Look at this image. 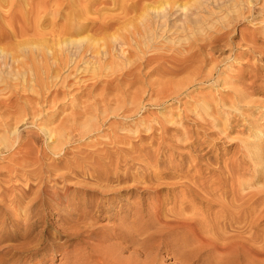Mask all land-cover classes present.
Instances as JSON below:
<instances>
[{"label":"bare ground","instance_id":"bare-ground-1","mask_svg":"<svg viewBox=\"0 0 264 264\" xmlns=\"http://www.w3.org/2000/svg\"><path fill=\"white\" fill-rule=\"evenodd\" d=\"M183 2L184 0H0V44L8 43L5 44L7 45L6 48H0V133L3 131V136H0V169L9 170L10 167L8 168L7 165H12L13 168H23L20 172H17V169L9 171L10 179L9 181L6 179L4 183L7 187L1 183V175L4 174L0 172V197L2 199L9 195L10 204L15 208H24L23 212L26 218L30 215L31 209L38 204L43 209L68 211L67 214L69 213L68 216L72 221L67 220L66 217L65 219L61 218L64 221L61 232H72L69 235L75 236L80 235L82 224L81 222V225L77 224L74 220L86 219L88 213L85 210L80 213L81 209L78 211L79 205L72 204L69 200L72 187L71 184L69 186V183L67 185V182L72 181L70 175H74L75 178L76 176L87 175L95 182L105 183L104 187L106 188L103 190L107 194H118L119 188L122 186L117 187L119 190L116 191L111 188L109 182L120 179V164L127 160V155L117 145L122 143L125 145L126 143L114 141L111 147L103 150L92 149L91 151L78 147L69 148L65 151V145L86 137L88 133L98 127L99 114H102L103 118L106 114L108 116L109 107L116 105V107L123 108L134 105V107L141 108L144 106L145 108L143 104H145L144 97L146 95L150 97V102L155 98L159 100L162 97L172 95L173 89H177L176 92H178L186 87L189 91L194 87L203 85H215L217 89L220 86L230 88L238 85L241 89L230 90V88L229 91L231 92L225 96L220 94L221 96L217 97L218 95L210 92L209 95L205 96L206 98H200L202 100L199 101V107L204 112L209 113L211 111L215 114L224 113L233 108L246 110L244 107H249L247 108L248 111L250 107H255L258 111L262 110L259 107H264V100H258L256 96L263 95L264 97V66L258 69L252 67L250 72L239 70L234 76L223 78L225 73L220 71V63L216 54L217 52L224 54L225 47L222 44H226L225 34H221V36L219 34L212 39L208 36L209 39L201 44L200 41H204V38L194 39L195 37L192 38L193 34L190 32L192 37L191 35H189L190 39L185 37L187 40L189 39L186 44H189L190 47L183 48L176 54L174 52L168 55L165 51H169V49L163 45V42L168 40L167 38L171 41L170 34L175 35L177 31L184 30L182 32L185 33V36L186 32L189 33L188 31L195 28L193 25L196 24H199L198 26L203 24V28L205 24L215 26L213 22L216 20L217 26H220L219 29H226L233 22L231 19L230 22L226 21V18L221 19L218 14L225 15L224 12L227 11H240L247 6L253 16L258 10V0H195L194 4H189L190 1L189 3ZM245 9L247 10L246 7ZM262 12H264V4L263 7L261 6L260 13L262 14ZM203 14L211 18L212 21L204 18ZM195 16H197L196 19H194ZM110 31L113 32L108 33ZM198 40L199 44H197ZM254 40L258 41L257 38ZM220 42H223L221 46L216 45ZM252 47L250 50L255 49L256 53L253 57L258 56L261 61H264V47L261 49L258 47L252 49ZM237 59H240L239 55ZM206 63L209 64L205 67ZM142 69L146 70L148 75L156 74L159 78L156 81H149L147 89L139 90L136 87L143 77L139 79V73L143 72ZM63 71L67 73L64 77ZM186 71V75L189 77L182 82L177 81V83L172 78L173 75ZM37 88L40 89L39 92ZM135 89L136 91H134ZM97 91L100 92L95 96ZM26 92L37 93L36 103L31 104L32 99L21 95V93ZM73 92L79 95H87L91 99V103L81 102L77 97L78 100L75 104V108L78 107L77 112L75 109V114L63 122L60 127L48 129L51 120L45 116L47 115L45 109H37L38 107L35 108V106L40 102L53 110L60 101L69 100ZM8 93L9 95L6 96ZM117 94L121 96L118 97ZM181 94L179 93L180 96ZM15 97H21L23 101H26L24 107H33L29 108L33 118L42 115V113H44L43 119L47 117L46 121L41 122L37 133L44 134L47 146L49 141L53 139L56 141V146L48 147L52 153L51 157L48 156L46 150L40 151V156L37 155L39 151L34 153L33 147L35 143H38L37 140H40L41 136L33 137L35 141L30 139L31 136H27L29 132L25 135L20 131L18 125L21 124H18L17 121L23 115L18 119L15 118L13 123L8 121L7 117L4 118L11 113V110L14 111L12 108L17 105L14 102ZM120 110L118 109V112ZM89 116L95 117L94 120H88ZM84 118L87 119V122H83ZM261 119L258 117L256 123H251L249 127L244 126L242 129V134H248L250 137L262 135L258 138L257 146L247 142L248 139L243 141L247 150L248 148H255L247 151L248 154L244 157L249 158L256 165H262L261 169L256 170L259 172L257 176L259 181L264 178V148H262L264 127L258 124ZM22 120L19 122L22 123L25 119ZM182 120H180V124ZM233 123L234 120H228L226 129L230 132H239L236 128L240 125H233ZM213 125L216 126V122H213ZM99 126L101 127V125ZM162 130H167L166 124L162 125ZM215 130L218 131L219 129L216 128ZM226 134L224 133V136ZM214 138L216 139V137ZM88 145L89 148H94L96 144L90 143ZM244 151L246 150L244 149ZM1 161L7 165H1ZM90 161L92 164L87 166L86 163ZM209 163L213 164V162ZM216 165L218 166L217 163ZM212 167L214 168L215 165ZM242 168L239 162L231 163L230 166L227 164L226 169L223 173L221 172L222 180L220 182L211 186L198 183L195 184V187H193L194 185L189 187L186 189L189 197L186 199L182 197L183 199L178 201L173 208L167 209V205L161 204L155 211L153 210L154 212L148 211L145 215L139 211V214L134 215L131 222H124L121 225V231L118 233L114 231L115 233L93 238L92 230L96 225L93 226L92 221L86 224L85 220L86 223L84 222L83 228L87 230V236L93 241L87 247L88 254H91L89 259L92 260V257L97 254L99 256L96 257L101 260L97 259L99 262H94L95 264H104L109 258L114 264L115 260L119 258H116L117 256L111 257V251L116 250L117 254L123 255V252L132 250L129 258H126L129 260V264L132 262L142 264L143 262H140L142 258L154 260L158 256L157 252L165 247L171 253L175 264H264V229L258 232L259 227L264 226V221H261V218L264 217V187H261L257 192L253 190V192L247 193V190L246 194L242 193L245 191V189H241L244 184L238 185L236 181L237 176L244 172H242ZM110 175L115 176V178H108ZM53 181H56L57 184L60 183L62 187H51L49 184ZM86 182L80 181L77 184ZM159 185L163 186L162 182ZM260 186H264V184ZM126 187L128 186L124 188ZM101 190L98 192L100 193ZM249 191L251 190L249 189ZM88 195H91L88 197L93 199L94 194L89 193ZM2 199L0 202L3 201ZM86 206L90 209L94 208L90 200L86 202ZM213 208H216L217 211L211 212ZM0 209L5 212L6 216L9 215L3 206L0 205ZM5 221L0 222V228L1 225L5 228L8 226ZM8 224H12L13 226H11L15 228L19 226L20 222L11 219ZM34 227L35 221L28 225V229H34ZM75 227L78 228L79 233L74 234L77 230ZM11 231L9 230L6 235L8 237H5L12 241L19 235L17 232ZM54 234L58 235L56 232ZM114 239H118L119 242L103 246L104 243ZM20 244L22 245V243ZM12 245L13 247L9 248V252L11 253V250L13 252L8 255L14 259L15 252L18 250L15 251L16 247L14 244ZM26 248L30 249L28 246ZM89 259H85L84 256L80 261L84 262L82 264H90ZM1 263L2 260H0Z\"/></svg>","mask_w":264,"mask_h":264},{"label":"rangeland","instance_id":"rangeland-1","mask_svg":"<svg viewBox=\"0 0 264 264\" xmlns=\"http://www.w3.org/2000/svg\"><path fill=\"white\" fill-rule=\"evenodd\" d=\"M185 1L187 3H189L190 1L189 4H194L193 2H195V0H184L183 3H185ZM257 4H258L257 6L258 10L256 11V14L253 16L250 14L247 6H245L247 10L245 9V7H243L240 10L242 12H240L239 10L238 11L236 10L235 12L233 10L231 12H228V11L224 12L225 15L218 14L221 17V19L226 18L227 19L226 21H229V22L231 19V22H233V24H231L228 28L223 29L224 31L222 29H219L220 26L218 27L216 20H214L215 22L213 23L215 26H211V25L207 26V24H205L203 28L202 27L203 24L202 26L201 24L200 26H198L199 24H196L197 26L193 25L195 28H192L190 31H188L189 33L186 32L185 36H184L185 33L182 32L184 30L177 31V33H179L180 35L176 33L175 34L176 37L174 34H170V36L168 35L171 41L169 40V38H167L169 41L165 40L164 41L165 43L163 42L164 47L169 49V51H165V52H167V54L170 55V54H173L174 52L175 54L180 52V50H183V48H189L190 46L189 44H186V42L188 43L190 39L189 35H191L192 37V34H193L192 38L195 37L194 39L204 38V41H200L202 42L201 44H204L207 41V39H209L208 36L212 39V37L218 36L219 34H220L219 36H221V34L222 35L225 34L226 44L223 42L216 44V45L221 46V44L223 43L222 45L225 47V49L227 48L226 50L224 49V54H220V52L219 53L217 52L216 54L217 58L219 59V63H220V71H224L225 73L223 78H227L230 76L232 77L235 74H237L239 70L250 72L252 70L251 69L252 67L253 69L254 68L258 69L261 66H264V61H261L258 56L253 57V55L256 54L254 51L255 50L254 47L256 48L258 47V49H261L264 47V12H262V14L260 13L261 6L263 7V4H264V0H258ZM237 12L238 14L240 13L241 15H238ZM203 15H204V18H208L210 21H212V19L209 18L207 15L205 14ZM236 15L238 16L237 18H236ZM196 18L197 16L194 17V19ZM112 32L110 31L108 33H112ZM186 36L189 38L188 40L187 38H185ZM174 37L175 39H173ZM256 38L258 39L257 42L254 40ZM197 42H198L197 44H199V40ZM249 43H251V45H249ZM1 44H0V48L1 47L6 48L7 45L5 44H8V43L4 42L3 45ZM252 45L254 46L252 47ZM251 47L254 50H250ZM238 55L240 59H237ZM223 60H226V61L221 62ZM208 64L209 63H206L205 67ZM84 68H86V66ZM207 69L208 67L206 68V70ZM141 71L143 72L139 73V79L142 76L143 77L140 79L139 84L136 87L139 90L147 89V84L149 81H156V79L159 78L158 75L156 74L148 75L146 73V70L144 71V69H142ZM186 73L187 71L179 73V74H175L173 75L172 78H174L176 82L179 81L180 83L182 82V80H185L186 78L189 77V75L187 77ZM62 75L64 77L67 75V73L63 71ZM2 84L5 86L4 83ZM203 86L196 87L197 89L194 87L189 91L187 90V87L185 88L186 90L184 89L178 92H176L177 89H173L171 91L172 95L168 97H162L159 100L158 98L157 99L155 98L153 99L154 101L151 100L152 102L151 101L149 102L150 97L146 95L144 97L145 104H143L145 105V108L144 106L141 108L134 107V105L133 106L129 105L128 107H123V108L116 107V105H114L113 107H109V110L107 112L109 114L108 116H106L107 115L106 114L104 115V118H103L102 114H99V120H98L99 124L97 125L98 127H100L99 125H101V127L100 128L96 127L98 129L95 128L91 132L92 135L91 133H88L87 136L85 135L86 137H83L84 139L81 138V139H78L72 142L71 144L69 143L68 145L70 146L65 145V148H66V149L64 148L65 151H67L69 148H75V147L91 151L92 149L93 150L95 149L103 150L107 147H111L113 145L112 142L114 141H119V142L122 141L126 143L125 145L123 143L117 145L119 148H122L126 152V155H127L126 156L127 160L124 162L125 164L124 163L120 164V170H119L120 179H116L114 180V182L111 180L109 182L110 183L109 185L111 186L112 189L116 191L120 189V191H118L119 193L117 192L118 194L113 193V192H112L113 193L112 195L111 193L107 194L103 190L106 188L104 187L105 183L95 182V180H92L91 177H88L87 175L86 176H83V175L76 176V178L73 177L74 175H70L72 176L71 177L72 181L67 182V185L69 183V186L71 184V187H72V191H70L69 200L71 201L72 204L74 203L76 205H79L78 211L81 209L80 213H82V211L85 210L86 213H88L87 218L90 219L88 220L87 218L86 219L80 218V219L74 220L75 223L80 224L81 222L82 224L80 225L82 226L83 230L80 228V231H81L80 235L75 236V235H69V234H72V232L71 233L61 232L62 223H64V221H62L61 218L65 219L66 217L67 220L72 221L70 216H68L69 213L67 214L68 211L64 212L63 210L59 211V210H52V209H47V208L43 209L42 207H40V204H38L37 206L31 209V212L29 213L30 215L27 213L29 216H27L26 218V215L23 212L24 208H15L13 205L10 204L9 199L11 198L9 195H7V197H5L4 199L0 197L3 200L0 202L1 203L0 205L3 206L4 209H6L9 212V215L6 216L5 212L0 209V222H3L4 220H6L5 222L8 225L6 226V228L3 225H1V228H0V231H3L2 233L0 232L2 235V237L0 235V260H2L1 264H82L84 263L80 261L82 257L84 258L85 256V259L90 258L91 254H88L87 247L89 244L93 243L92 239H89V237L87 236V233H86L87 230L83 228V225H85L86 222H87L86 224H88L90 223V221H92V225L93 224H94L93 226L96 225L95 226L96 228L94 227V229L92 230V233L94 234L93 238H99L101 237V235H104V234L108 235L110 233H115L114 231H117L116 233H118L121 231L120 230L122 227L121 225L124 222H127V223L131 222L134 219V215L139 214L138 213L139 211L143 212V215H145L148 211L154 212L161 204H164L165 206L167 205V209L173 208L178 201L183 199L182 197H184L185 199L189 197L186 192V189H188L189 187L191 188V186L193 185H194L193 187H195L196 186L195 184H198V183L207 184L211 186L215 183L220 182L222 180V173L224 169H226L227 164L228 166H230L231 163L239 162L242 165L243 167L242 172L243 171L244 172L241 173L236 178L238 185H240V183L244 184V186L241 189L243 190L245 189V191H243L242 193L246 194L247 190H248L247 193L253 192V190L254 192H257L259 191L261 187H264V186H260L264 184V178L260 181L257 180V176L259 172H256V170L262 168V165H256L254 162H251L249 158L244 157L246 156V154H248L246 153L247 151H250L251 149L254 150L255 148L252 147L251 149L248 148L247 150V148H245L246 147V144H244L245 142L243 143V141H247L248 139L247 142L255 144V146H257V143H259L258 138L262 137V135H259V137L258 136L250 137L248 134H242L243 127L244 126L249 127L251 123H256L255 121H257L256 119L258 117L262 118L258 122V124L264 127V109H263L264 107L262 106L259 107V108H262V110L260 111L256 110L255 107H250L249 111L247 110V108L249 107H244L246 108V110L244 109L237 110L233 108V109H228L229 112L228 110H226L227 114H226V111L220 114H215L214 112L211 113V111H209V113L204 112V110L201 107H199V103H200L199 101L202 100L200 98H206L205 96L207 94L209 95L210 92H212L213 94L215 93L216 96L218 95L217 97H220L221 95L225 96L231 92L229 91L230 88H231L230 90L232 89L234 90L236 88L241 89V88L238 85H234L236 87L232 86L230 88L220 86L218 89L216 88L215 85H209V86L203 85ZM37 89H38L37 91L39 92L40 89L39 88ZM134 91H136V89ZM173 91H175L176 93ZM98 92L100 91H97L95 96L99 94ZM26 93H21V95L28 96L30 99H32L31 104L36 103V99L38 98L37 93L36 92L34 93L26 92ZM179 93L180 94L182 93L181 96L179 95ZM76 94H77L76 92H73V95L69 97L70 98L69 100L67 99V100H63L62 102L60 101L58 103L59 105H57L58 107L57 106L54 107L53 110H51L52 108L48 106H44L46 104L43 105L40 102L37 104V106H35V108L38 107L37 109H41V108L43 110L45 109L46 111L45 114L47 113V115L45 116H47L48 119L51 120V123L48 126V129H52V128L54 129V128L60 127L63 122H66L67 119H70L73 116V114H75V109L77 112L78 107L75 108L76 107L75 104L77 103L78 98H79V101L81 102H84V103L88 102V104L91 103L90 101L91 99H89L87 95H79V94L76 95ZM8 95L9 93L6 96ZM117 96L120 97L121 95L117 94ZM256 99L263 101L264 97L263 95H258L256 96ZM156 101L157 102L159 101V102L157 103ZM14 102L15 104H17V105H14V107L12 108L14 111L11 110V113L6 115L4 118L7 117V120L9 119L8 121L13 123L15 118L18 119L19 117L23 115V117H21V119L19 118V120L21 121L24 118L26 121L24 120V122L22 123L19 122V120L17 121L18 124H21V125H18L20 128V131L25 135H27V133L29 132L27 136L29 137L31 136L30 138L31 140H35V138H33L35 136H39V137L41 136L40 140H37L38 143H35V146L33 147L34 153L36 152L38 153L39 151L37 155L39 154L41 155L40 151L42 152V150H46V152L48 153V156L51 157L52 153L50 152L49 148H53V146H56L57 144L56 141H54V139L49 141L48 142L49 144L47 146L46 141L44 140V138L46 139L44 134L37 133L39 132V128H40L39 126H41V122L42 121L44 122V120L46 121L47 117L43 119L44 113H42V115L33 118L32 115L30 114L31 109H29L32 106L24 107L26 105L25 104L26 101L25 100L23 101L21 97L19 98L15 97ZM243 106H251V105H243ZM255 106H258V105H255ZM118 109H121V110L118 112ZM112 110L113 111L115 110V111L113 112ZM207 114H210V115H207ZM26 117H29V118H26ZM94 118L95 117L89 116L87 119L94 120ZM178 118L180 120L183 119L181 121V124L179 123L180 120ZM227 118L228 120H231V121L234 120L233 125H240V127L236 128L237 131L239 132H230V130L226 129L227 128L226 126H228V124H226L228 122ZM84 119H83V122H87V119L86 120ZM225 120H227V122H225ZM196 122H199V123H196ZM213 122H216V126L213 125ZM169 123L171 124L169 125ZM29 124L36 125V126H31ZM164 124H166L167 126L166 131L162 130V125ZM198 124H201V125L198 126ZM216 128H218L219 130L218 131L215 130ZM223 130L225 131L223 132ZM2 133L3 131L0 133V136H3ZM224 133L225 134L227 133V134L224 136ZM214 137H216V139ZM247 137H249L250 139ZM77 142L79 143V145ZM90 143L96 144L95 147L89 148L88 144ZM181 144L184 146H182ZM51 145L52 147H49ZM262 145L264 146V143ZM263 146L262 148H264ZM242 149L243 151L244 149L246 151L243 152ZM74 150H77V149H74ZM209 162H213L215 167L213 168L212 166L214 165L210 164ZM216 163L218 164V166L216 165ZM89 164H92V161L86 163L87 166H89ZM1 165L6 166L7 164L1 161ZM7 167L8 168L10 167L9 170L6 168H4L5 170L2 168L0 169L1 170L0 172L4 174L3 176L1 175L2 185L5 183L6 179H8L6 181H9L10 177L8 175L11 169H15V170L17 169V172H20L21 170H23V168L21 167L13 168L12 165L10 166L7 165ZM67 172L68 171L66 170V173ZM103 177L105 176L103 175ZM108 178L113 179L115 178V176L110 175ZM160 180H163V181H160ZM80 181H85V182L87 181V182L77 184V182H80ZM161 182L163 186L159 185L161 184ZM180 183L181 184L186 183V184L181 185ZM75 184L78 187L77 186L75 187L74 186ZM112 184H114L115 186L117 184V186L115 187ZM49 185L51 187L55 186L57 188L62 187V185L60 183L57 184L56 181L51 182ZM79 185H83V186L80 187ZM120 185L123 187V189ZM157 185H159L158 187L161 186L162 188L159 189ZM125 186H128V187L124 188ZM117 187L118 188L121 187V188L117 189ZM96 188L99 190H97ZM249 189L251 191H249ZM100 190L102 193L98 192ZM89 193L94 194L93 195L94 197L92 196L93 199L88 197V196H91V195H88ZM88 200H90L93 203L94 210L87 207L88 204L86 206V202ZM215 211H217L216 208L215 209L213 208L211 210V212H215ZM145 218L148 219L147 216H145ZM11 219L19 220L20 222L19 226L13 228L12 224L9 225L8 223H10ZM261 219H260L261 221H264V217H262ZM34 221H35L34 229H28V225ZM263 227L264 226L259 227L258 232H261V230L264 229ZM76 229H77L76 231L78 232L75 231V233L73 232L74 234L80 232L78 228ZM7 230L8 231L12 230V231L17 232L19 236H17V238L11 241L10 238H6L8 237L6 236L8 234ZM54 232H56L58 235L54 234ZM74 236L75 238H73ZM69 238H72V239H69ZM117 240L118 239H114L110 242H106L104 243L103 246L105 245L109 246L116 242H119ZM28 241L30 243L29 245H28ZM34 242L36 245L33 244ZM10 243L15 245L16 247L15 251L18 250L17 252H15L16 256L14 259H12L13 258L12 256H9L13 252L12 250H11V253L9 252V250L13 247V245ZM20 243H22L24 247H21L22 245ZM27 246L31 250L27 249L26 248ZM36 246H38L39 248ZM166 250L167 248L162 247L159 252L156 251L158 253V256L156 257L157 259L155 258L154 260L152 259L144 260V259H147L146 257H144L141 259L142 261L140 262L141 263L143 262L142 264L144 263L145 264H148V263L149 264H175V261L172 259L171 253H169V251L168 250L166 251ZM115 251L116 250L111 251V254H110L111 257L117 256L116 258H119L118 260H115L114 264H129V260L127 259L129 258V255H131L130 253L132 252V250L130 252L129 251L123 252L122 253L123 255L117 254ZM5 255L9 257H6ZM94 256L93 257L91 256L92 260L89 259L91 261L90 264H93L94 262H99V260H101L96 257L99 255L96 254ZM97 259L99 260L97 261ZM108 260L110 261L111 259L109 258ZM108 260L104 264H113L111 263L112 261L109 262ZM146 261H150V262H146ZM130 264H134V263L132 262Z\"/></svg>","mask_w":264,"mask_h":264}]
</instances>
